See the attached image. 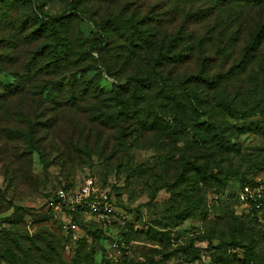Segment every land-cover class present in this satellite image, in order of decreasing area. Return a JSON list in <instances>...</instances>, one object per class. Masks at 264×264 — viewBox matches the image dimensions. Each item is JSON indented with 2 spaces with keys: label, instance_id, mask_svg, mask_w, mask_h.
Wrapping results in <instances>:
<instances>
[{
  "label": "rangeland",
  "instance_id": "374dc122",
  "mask_svg": "<svg viewBox=\"0 0 264 264\" xmlns=\"http://www.w3.org/2000/svg\"><path fill=\"white\" fill-rule=\"evenodd\" d=\"M27 2L0 1L6 10L0 13V82L19 80L22 87L5 101L0 95V219L9 220L1 226L0 264H264V208L237 198L244 182L264 185V133L252 129L264 120V40L253 55L242 52L250 33L264 30V6ZM35 6L56 21L68 44L65 62H50L58 45L49 46L48 30L25 35ZM230 67L229 76L239 74L221 79L216 89L197 80L187 87L202 98L200 120L224 129L225 150L200 144L187 116L169 117L182 111L148 81L137 82L136 93L124 87L149 70L152 83L174 84L201 70L210 76ZM70 94L75 97L65 102ZM219 99L236 108L256 104L257 113L233 117ZM153 111L164 118L158 128H147ZM29 123L31 145L4 132L5 125L25 130ZM87 177L107 192L113 212L100 217L77 207V229L66 230L72 213L48 208L46 199L60 188L73 198ZM80 223L102 228L110 239L86 238Z\"/></svg>",
  "mask_w": 264,
  "mask_h": 264
},
{
  "label": "trees",
  "instance_id": "16d2710c",
  "mask_svg": "<svg viewBox=\"0 0 264 264\" xmlns=\"http://www.w3.org/2000/svg\"><path fill=\"white\" fill-rule=\"evenodd\" d=\"M26 1H28L27 3L29 4L31 1L35 2L36 0H26ZM204 1L208 2L209 7L213 8V10H217L218 8L231 7L236 4L248 5L249 7H252V8L254 7L262 8L264 6V0H204ZM1 12L3 15H5L6 10L0 7V13ZM41 13H42V9L35 6V12H32L33 19L29 24V27L32 29L29 30V32L26 33L25 35L28 37L35 38L39 35H42L43 32L48 30L47 34L52 37V41L54 43V44L50 43L49 46L51 47L56 44L58 45L55 50L57 54L52 56L53 58L50 59V62L52 64L55 63V65H57V63L61 61L65 62L68 56L67 57H65V55L62 56V54L65 52L66 47H68V44L62 42L61 35H60V29L58 28L56 21H54V18L53 17L45 18L42 16ZM263 40H264V30L262 26H259L250 33L247 44H245V46L242 48V52L244 53V56L253 55V52L258 51L259 44H262ZM43 46H45V44L41 45V47ZM180 55H175L176 61L179 62L181 60L182 62H184L182 58H180ZM27 71H30V70H27ZM105 73L110 74V72L108 71L107 73L106 70H105ZM148 73L149 74H147L146 77H141V76L131 77V80L129 79L126 81V84H124L125 85L124 87H127L128 91L136 93L137 85H138L137 82L145 86H147L148 83H150L149 86L151 88H155V93L157 96H160L162 98H167L168 100H172L174 104L178 106V109L182 111L181 115L177 111L169 112L167 113L169 117L172 116L171 118L175 119L176 121H180L183 119L184 116L185 117L187 116L189 121L186 123V125L192 131L194 136H196L197 139L200 141V144L207 145V146L214 145V146H217L219 149L225 150V147L227 146L229 139L225 138L224 129L221 128L220 125L216 123L214 124L211 121H208V120L201 121L200 120L203 116H205V113L203 111H200L198 107L201 104L202 98L198 95V93L194 92L192 88L189 89L187 87H190L189 85L194 84V83L198 84V83L203 82L206 85H208L209 88H211L212 83H215L216 86H213V88L216 89L217 87L220 86L221 79L230 81L232 77L237 76L239 73L231 74V76H229V73H231V67L226 74H222L221 72H215L214 74H211L210 76L207 73H205V71L201 70L198 73L190 74L186 77H181L180 79L177 80V82H174V84H168L166 82L164 83V82H161L159 79L158 80L156 79V81L154 80L152 83V81L149 78L152 77V74L150 73H153V71L149 70ZM154 78H156V76H154ZM194 80H197L198 83L194 82ZM146 81H148V83H146ZM20 83L21 82L19 80H15L14 82L13 81L12 82H0V85H2L4 88V92H0V95H4V98H3L4 101L8 96L9 97L13 96L14 94L22 90ZM53 88L54 86H50V89H48V93L51 94L52 93L51 91ZM70 89H71L70 93H72L74 91L73 87L71 86ZM80 93L82 94L83 91H81ZM81 94H78V97H81L80 96ZM73 97L75 96H73V94H70L68 98H66L64 101L69 102V100L73 99ZM51 101L58 102L54 94H52L51 96ZM217 102L227 111L229 115L236 117V118H240L242 120L250 119L251 116L257 113V112L254 113V106L256 104L248 106L247 108H236V107H232L224 99H219L217 100ZM145 111L147 112V109ZM152 113H153V118L152 120H150L149 124H146L147 128L149 127L158 128L159 127L158 125L162 123L161 119H163L164 117L161 115H156L155 111H153ZM146 117H147L146 114L145 116H141L140 122L144 123L146 121ZM151 123L155 125L153 126ZM252 127H253L252 129H257L260 132L264 133V120H262L261 123L258 124V126H257V122H254V125ZM160 128H162V126ZM33 129L34 128L32 126V123H29L28 127L25 130L19 129L18 126H11V127L6 126V125L4 126V132L7 133L8 137L24 136V138L28 141L29 145L33 144L32 142L33 141V135H32ZM177 131L178 130H172V133L177 134ZM253 183L244 182L243 184H253ZM243 184H241V186ZM252 208H256V207L252 205ZM262 208H264V198L261 200V205L259 206L258 210ZM71 213L72 212H70L69 214ZM71 218L73 222H76V217L74 213H72ZM8 221L9 220L6 217L0 219V231H2L1 226L5 223H9ZM10 223H13V221ZM80 226L84 229L86 238H90L93 241L101 239V238L110 239L109 236L108 237L105 236V233L103 232L102 228L91 227L83 223H80ZM111 241L116 242L117 247L120 249H123V247L121 246V242L119 240L114 239ZM150 264H163V263L152 261L150 262Z\"/></svg>",
  "mask_w": 264,
  "mask_h": 264
},
{
  "label": "built area",
  "instance_id": "2783aa9c",
  "mask_svg": "<svg viewBox=\"0 0 264 264\" xmlns=\"http://www.w3.org/2000/svg\"><path fill=\"white\" fill-rule=\"evenodd\" d=\"M264 197V185L261 183L243 184L238 192L239 201L254 205L258 208ZM48 208H63L67 213L72 212L77 207L86 208L88 212L96 214L100 217H106L113 212V204L111 203L107 192L99 191L95 187L92 177H87L78 189L76 195L69 199L65 189H58L55 194L49 195L46 199ZM66 230H75L77 225L74 222L65 226ZM116 245V242H113Z\"/></svg>",
  "mask_w": 264,
  "mask_h": 264
}]
</instances>
